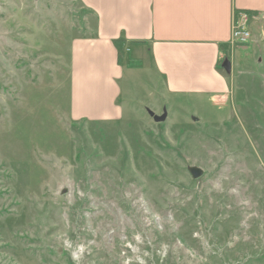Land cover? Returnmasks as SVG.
<instances>
[{"label":"rangeland","instance_id":"374dc122","mask_svg":"<svg viewBox=\"0 0 264 264\" xmlns=\"http://www.w3.org/2000/svg\"><path fill=\"white\" fill-rule=\"evenodd\" d=\"M90 20L79 0H0V264H264V47L212 96L122 59L124 113L104 120L72 109Z\"/></svg>","mask_w":264,"mask_h":264},{"label":"crops","instance_id":"0c3cea01","mask_svg":"<svg viewBox=\"0 0 264 264\" xmlns=\"http://www.w3.org/2000/svg\"><path fill=\"white\" fill-rule=\"evenodd\" d=\"M79 2L92 27L88 36L75 38L72 44L73 113L118 120L124 113L117 104L122 59L129 67L154 69L168 94L212 96L226 88L224 59L230 60L231 72L237 54L245 57L255 45L264 47V0ZM239 10L257 18L249 23L250 41L233 47L232 19Z\"/></svg>","mask_w":264,"mask_h":264},{"label":"built area","instance_id":"2783aa9c","mask_svg":"<svg viewBox=\"0 0 264 264\" xmlns=\"http://www.w3.org/2000/svg\"><path fill=\"white\" fill-rule=\"evenodd\" d=\"M256 18V15L249 13L248 11L239 10L233 13L230 34V44L233 47L234 45H243L250 41L251 31L249 23Z\"/></svg>","mask_w":264,"mask_h":264},{"label":"water","instance_id":"95a60500","mask_svg":"<svg viewBox=\"0 0 264 264\" xmlns=\"http://www.w3.org/2000/svg\"><path fill=\"white\" fill-rule=\"evenodd\" d=\"M222 68L226 71V72H230V60L229 59H224L222 62ZM149 115L152 116L153 120L156 122H161L164 121L167 117V112L165 110V108L162 109V112L160 115L155 114L152 111H149ZM188 172L190 173V175L192 176V178H198L203 174V169H201L198 166H188L187 167Z\"/></svg>","mask_w":264,"mask_h":264}]
</instances>
